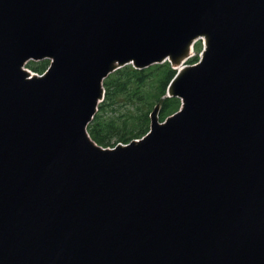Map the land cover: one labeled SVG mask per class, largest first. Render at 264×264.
I'll use <instances>...</instances> for the list:
<instances>
[{
    "label": "water",
    "instance_id": "1",
    "mask_svg": "<svg viewBox=\"0 0 264 264\" xmlns=\"http://www.w3.org/2000/svg\"><path fill=\"white\" fill-rule=\"evenodd\" d=\"M199 36L178 112L89 138L110 72ZM0 264H264V0H0Z\"/></svg>",
    "mask_w": 264,
    "mask_h": 264
},
{
    "label": "trees",
    "instance_id": "2",
    "mask_svg": "<svg viewBox=\"0 0 264 264\" xmlns=\"http://www.w3.org/2000/svg\"><path fill=\"white\" fill-rule=\"evenodd\" d=\"M29 66L42 72L47 61ZM173 74L164 63L140 71L128 65L109 75L103 81L104 100L87 127L90 137L102 146L128 143L147 132L149 113L156 103L160 104V119L176 111L177 98H161Z\"/></svg>",
    "mask_w": 264,
    "mask_h": 264
},
{
    "label": "bare ground",
    "instance_id": "3",
    "mask_svg": "<svg viewBox=\"0 0 264 264\" xmlns=\"http://www.w3.org/2000/svg\"><path fill=\"white\" fill-rule=\"evenodd\" d=\"M190 50H191V46L189 47V52H190ZM26 73H27V75H26V77L27 78H30V77H32L34 74H32V72L30 71V70H28V69H23ZM34 77V76H33Z\"/></svg>",
    "mask_w": 264,
    "mask_h": 264
},
{
    "label": "rangeland",
    "instance_id": "4",
    "mask_svg": "<svg viewBox=\"0 0 264 264\" xmlns=\"http://www.w3.org/2000/svg\"><path fill=\"white\" fill-rule=\"evenodd\" d=\"M195 54H196V51H194L193 56H195ZM32 74H33V73H32Z\"/></svg>",
    "mask_w": 264,
    "mask_h": 264
}]
</instances>
